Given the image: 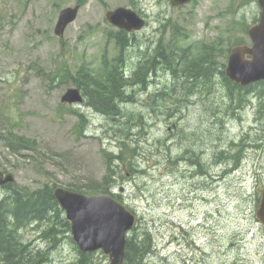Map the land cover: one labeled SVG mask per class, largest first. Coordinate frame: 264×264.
<instances>
[{
  "label": "rangeland",
  "instance_id": "obj_1",
  "mask_svg": "<svg viewBox=\"0 0 264 264\" xmlns=\"http://www.w3.org/2000/svg\"><path fill=\"white\" fill-rule=\"evenodd\" d=\"M75 3L80 4L76 19L62 37L56 36L53 28L59 10ZM119 6L145 18L142 30L125 32L130 48L123 50L122 57L128 69L159 45L191 43L193 56L196 46L213 43L221 49L216 61L224 70L230 47L250 44L247 28L260 12L256 0H191L183 7H174L168 0H0V107L4 101L10 119L16 118L12 133L35 142L33 149H10L0 140V170L14 175L12 186L34 189L46 183L69 188L68 183L103 182L111 164L119 173L110 188L136 214L135 225L151 233L153 251L143 264H264V228L254 217V189L264 182V86L255 88L253 82L251 90L239 85L241 90L232 89L237 108L225 117L224 128L217 125L223 128V138L210 137L204 129L207 144L200 168L199 146L193 140L200 132L198 120L204 115L207 128L219 112L213 103L220 100L222 88L227 95L231 90L223 81L218 87L213 75L190 85L202 101L195 93L191 96L193 92L183 98L180 90L171 92L180 99L169 97L171 80L166 81L162 71L152 75L145 88L128 87L134 101L122 105L125 116L126 112L129 118L141 114L143 122L134 136L128 133L130 119L116 127L113 118L89 107L85 97L80 104L60 101L67 88L77 87L74 76L79 66L97 74L101 55L118 54L111 35L116 28L104 13ZM63 67L68 68L67 77ZM174 101L179 107L166 117ZM244 135L250 140L248 146L252 140L260 144L237 148H241L237 167L217 157L229 142L244 143ZM131 137L136 140L137 156L131 158L126 151L120 161L112 157L108 162L105 152H120L118 140L128 143ZM6 190L0 187V198ZM51 226V219L31 223L20 230V240L34 251H48L37 264H73L77 249L69 232L60 233L55 243L49 237L40 239L39 233ZM28 256L24 264H34L31 257L28 263ZM91 257L97 264H109L101 250Z\"/></svg>",
  "mask_w": 264,
  "mask_h": 264
},
{
  "label": "trees",
  "instance_id": "obj_2",
  "mask_svg": "<svg viewBox=\"0 0 264 264\" xmlns=\"http://www.w3.org/2000/svg\"><path fill=\"white\" fill-rule=\"evenodd\" d=\"M77 1L79 2L80 0ZM111 35H115V43L118 45L119 49L118 54L111 58H107L104 54L101 55L99 63L100 70H98L97 74L88 72L83 65L79 66L75 72L76 76H74V83L81 89L89 107L94 108V110L102 115L106 114L113 118V125L116 127L120 126L122 123H126L128 119H130L129 121L131 124L128 125V133L129 136H134L136 132L139 131V126H142L143 122L140 118L142 117L141 114H131V117L129 118L127 117L126 112L125 116L122 105L134 101L133 98H131V93H127L126 91L128 87L138 86L141 89L145 88L153 80L151 76L157 75L158 71H162L166 74V81L171 80V86L168 87L169 97H177L173 96L171 92L180 90L183 98H186L190 92H193L197 94L198 101H202V96L198 95V91L190 85L198 78L207 77L210 79L213 75L214 79H218L220 82V84L217 82L218 87H222V83L224 82L226 88H230L231 90L227 95L225 94L224 88H222L223 94L220 97V100L217 99L213 103L218 106L219 112L216 115H212L215 118L210 119V124H207V128L204 127V115H200L202 122L201 129H206V132H211L209 135L210 137H222L223 128L225 126V117L229 113L234 112L235 108H237L234 107L235 102L232 89L236 90L240 89V87L238 84L230 82L225 77L224 71L219 67L218 62L216 61L218 55L222 56L219 46H216L213 43L204 46H196L197 53L191 56L190 51L192 48L189 49V46L191 45L184 47H177L176 45L164 47L159 45L155 48L153 54L146 53L147 55L139 60L137 65L132 69H128V66L125 64V58L122 57L123 50H127L130 47V44H127L128 42L125 43V31L116 30L115 33H112ZM111 35L107 36L109 37ZM188 56L190 58H187ZM160 64L163 65L160 66ZM178 65H180V67H178ZM61 72L66 77L69 74L68 68L66 67H63ZM98 74H100L101 77H99ZM59 75L61 76V74ZM185 84L188 85L187 88L181 90L180 86ZM256 84L255 88L260 85L264 86V81L257 82ZM253 87L254 85L249 84L242 89L251 90ZM159 95H164V93L160 92ZM2 102L3 103L0 107V140H3L4 145L10 149H33L35 147V142L33 140L12 133V125L16 123V118L10 119V109L5 105L4 101ZM146 104L147 106H151V103ZM178 107L179 105L178 103H175V101L171 103L167 108L165 116H171V112L177 110ZM136 118H138L137 123ZM217 125H221L223 128H217ZM246 140L250 142V140L244 135L241 139L244 143H239L240 141L229 142L227 150L223 149L225 146L221 147L218 153L220 160L233 162L237 167V159L240 157L239 154L241 148L243 146L244 148H250L252 146L258 147V144H260L259 141L255 142L252 140L250 143L252 146H248ZM118 142L121 145L120 152H117L116 154L109 150L105 152L108 162L112 157L115 161H120L121 154H124L126 151L130 154L131 158L137 156L135 147L136 140L132 139V137L128 143L125 140H118ZM158 142L160 144L164 143L160 140H158ZM239 147L241 148L237 151V148ZM128 166L130 170L135 169L132 166V161L129 162ZM118 173L119 170L115 171L112 165L109 164L107 175L105 176L104 174L100 180L103 182L89 184L68 183L67 185L69 189L87 193L108 192L113 181L115 180L114 184L117 181ZM224 173L226 174L227 171ZM107 177L109 178V181L107 180ZM112 178L115 179L112 180ZM54 187H56L55 184L50 185L46 183L34 189H30L24 185L12 186V184H7L5 186L7 190L0 198V264H24L26 255H29L28 263L31 262V260L35 262L34 264L44 261L42 260V257L48 251L46 253L45 251H34L30 244L25 242L22 237L20 240V230L31 223L36 224L51 219L52 226L39 233V237L44 239L49 237V241H52L53 243L58 240L57 237L60 233L68 232L69 223L63 217V212L53 196ZM113 195L116 198L121 199V194L117 193ZM130 233V236L127 237L126 240L124 264H143L144 259L147 257L146 255L153 251L151 233L146 227L138 225H135ZM68 238L72 241L70 236ZM76 249L77 256L73 264H97L91 257L92 253L81 252L78 250L77 246Z\"/></svg>",
  "mask_w": 264,
  "mask_h": 264
},
{
  "label": "water",
  "instance_id": "obj_3",
  "mask_svg": "<svg viewBox=\"0 0 264 264\" xmlns=\"http://www.w3.org/2000/svg\"><path fill=\"white\" fill-rule=\"evenodd\" d=\"M180 7L190 0H168ZM259 18L247 28L250 44L242 43L230 47L225 66V75L241 86L264 80V0H256ZM80 5L66 6L59 10L53 32L62 36L66 26L77 16ZM106 20L127 32L140 30L145 19L129 7L119 6L105 11ZM60 101L80 104L83 101L77 87H69ZM11 173L0 170V186L13 182ZM258 200L254 217L264 228V182L254 189ZM53 196L64 211L70 224L73 242L81 252L101 250L108 256L109 264H124L126 236L136 221V215L119 199L108 192L81 193L63 187H55Z\"/></svg>",
  "mask_w": 264,
  "mask_h": 264
},
{
  "label": "bare ground",
  "instance_id": "obj_4",
  "mask_svg": "<svg viewBox=\"0 0 264 264\" xmlns=\"http://www.w3.org/2000/svg\"><path fill=\"white\" fill-rule=\"evenodd\" d=\"M125 43H127L126 42V40H125ZM128 44V43H127ZM189 45H191V43H189ZM130 48V47H129ZM126 51V50H125ZM157 51V50H156ZM171 56V55H170ZM170 58V57H169ZM168 61V60H167ZM154 65V64H153ZM154 70V69H153ZM205 79V78H204ZM149 81V80H148ZM173 90V89H172ZM214 91L215 90H211V92L212 93H214ZM165 95V94H164ZM127 103V102H126ZM231 105V104H230ZM106 115V114H105ZM133 129V128H132ZM200 132L196 135V137H195V135H194V138H193V140H194V145H198L199 146V151H198V160H197V165H198V167L200 168L201 167V164H202V162H203V157H202V154L203 153H205V151H206V149L204 148V143L205 144H207V141L205 140V133H204V129H200L199 130ZM214 154H215V156H216V152H212V156H213V158L215 157L214 156ZM217 157H219V154L217 155ZM215 160V159H214ZM58 239H60L59 238V235H58V237H57ZM40 239H42V240H45L44 238H40ZM3 247V246H2ZM56 246L55 245H52V247H51V249L52 250H54V248H55ZM3 251V250H2Z\"/></svg>",
  "mask_w": 264,
  "mask_h": 264
},
{
  "label": "flooded vegetation",
  "instance_id": "obj_5",
  "mask_svg": "<svg viewBox=\"0 0 264 264\" xmlns=\"http://www.w3.org/2000/svg\"><path fill=\"white\" fill-rule=\"evenodd\" d=\"M127 33H129V32H127ZM193 95H194V93L191 94V96H193ZM198 124L200 125V129H201V127H202V126H201V119L198 120ZM185 162H188V161L185 160ZM188 163H189V162H188ZM194 164L196 165V163H194Z\"/></svg>",
  "mask_w": 264,
  "mask_h": 264
}]
</instances>
